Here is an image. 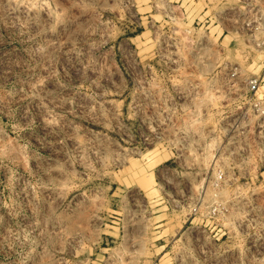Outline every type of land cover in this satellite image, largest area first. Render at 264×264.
<instances>
[{"label": "rangeland", "instance_id": "374dc122", "mask_svg": "<svg viewBox=\"0 0 264 264\" xmlns=\"http://www.w3.org/2000/svg\"><path fill=\"white\" fill-rule=\"evenodd\" d=\"M244 3L0 0V264H264V165L220 143Z\"/></svg>", "mask_w": 264, "mask_h": 264}, {"label": "built area", "instance_id": "2783aa9c", "mask_svg": "<svg viewBox=\"0 0 264 264\" xmlns=\"http://www.w3.org/2000/svg\"><path fill=\"white\" fill-rule=\"evenodd\" d=\"M240 15L238 31L252 46L254 54L259 57L258 73L243 75V68L234 64L229 69L227 80L229 86L235 90L237 96L232 109L225 110V123L220 132V143H233L235 155L242 161H247L255 168L264 165V95L260 93L264 84V3L262 0H245ZM213 158L216 160V149H213ZM221 171L214 176L216 184L222 180ZM218 191L208 205V212L215 213L224 206L219 201ZM201 205L193 207L198 213Z\"/></svg>", "mask_w": 264, "mask_h": 264}, {"label": "crops", "instance_id": "0c3cea01", "mask_svg": "<svg viewBox=\"0 0 264 264\" xmlns=\"http://www.w3.org/2000/svg\"><path fill=\"white\" fill-rule=\"evenodd\" d=\"M137 190V194L142 195V190L140 188L135 189ZM190 237L185 236H179L177 238V243H179L180 239H182L181 242H184L183 239H189ZM131 241H142L147 242V239H149V236H131ZM119 259L111 257L110 255L108 257L104 256V264L108 262V259L112 260L115 259L118 262H114L112 264H167L164 262V259H167V252H164V250L161 251H153V250H132V251H126V252H120ZM177 264H180L177 262Z\"/></svg>", "mask_w": 264, "mask_h": 264}]
</instances>
